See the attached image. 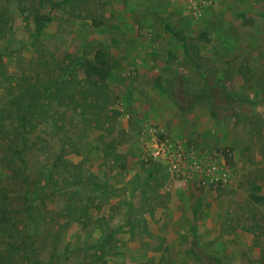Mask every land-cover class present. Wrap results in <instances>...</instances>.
<instances>
[{
  "label": "rangeland",
  "instance_id": "374dc122",
  "mask_svg": "<svg viewBox=\"0 0 264 264\" xmlns=\"http://www.w3.org/2000/svg\"><path fill=\"white\" fill-rule=\"evenodd\" d=\"M182 9L170 0H0V201L23 220V186L9 168L21 167L22 144L9 117L21 91L43 95L45 121L24 134L22 157L31 203L48 216L35 227H0V264H199L192 248L237 264L255 252L243 242L231 249L236 228L252 233L264 264V202L254 199L264 196V0H218L195 21ZM102 48L113 54L96 67L89 59ZM82 51L83 66L67 70ZM153 93L144 113L136 102ZM101 142L109 155L94 161L88 150ZM193 157L225 161L231 186H198L197 171L185 176ZM184 182L196 195L182 202L173 233L162 220L170 188ZM220 202V223L194 224L190 205L200 213ZM161 225L169 235L151 231Z\"/></svg>",
  "mask_w": 264,
  "mask_h": 264
},
{
  "label": "trees",
  "instance_id": "16d2710c",
  "mask_svg": "<svg viewBox=\"0 0 264 264\" xmlns=\"http://www.w3.org/2000/svg\"><path fill=\"white\" fill-rule=\"evenodd\" d=\"M64 3V1H63ZM7 25V20L3 22L0 19V39L2 38L5 26ZM173 35L182 41L185 44V38L178 34L175 31H171ZM210 35H206V37L203 35L201 37V40L209 41ZM6 56V53L0 51V77L6 76V73L4 72V57ZM95 62L99 65H107L109 64V57L108 54L102 50H97L94 56ZM83 63V57H75L74 61H72V64L70 66H67L66 69L71 71L72 69H75L79 66H81ZM1 82V79H0ZM9 82V81H6ZM60 81H56L55 84H60ZM52 88V87H51ZM51 90V89H50ZM43 95H30L25 96L24 92L21 91L17 97L15 102V110L14 113L9 117L11 121L13 122V134L11 133L12 138H20L22 148L21 150L16 151L18 154V161L21 163V167H16L13 163L10 165V169L13 173V179L15 181H18L20 186H23V196H22V208L21 211L23 215V220L16 222L14 221V215L9 212H6L7 205L5 201H0V227H9L14 226L16 228L18 227H30L29 225H32L35 227L37 224L41 223L43 219H45V215H42L40 212L35 211L36 209L33 207L31 203V195L32 190H30V185L32 180L28 176V171L25 163V159L22 157V153L24 150H27L29 148V143L27 137L24 135L29 132H33L38 125L42 124L45 119L43 118L42 114V103L40 102V98ZM253 103L257 101H252ZM37 111H40L38 113ZM0 129L3 125V123H0ZM60 130L61 127H59ZM1 131V130H0ZM60 159V158H59ZM38 188V187H37ZM40 189H37L34 192V195L37 197L41 192H39ZM35 197V198H36ZM19 213H17L18 215ZM13 218V219H12ZM11 246L18 248L19 245H16L13 243ZM192 253L196 260L199 262V264H215L217 263L218 259L214 257L211 254L203 253V255H200L196 249L192 248Z\"/></svg>",
  "mask_w": 264,
  "mask_h": 264
},
{
  "label": "crops",
  "instance_id": "0c3cea01",
  "mask_svg": "<svg viewBox=\"0 0 264 264\" xmlns=\"http://www.w3.org/2000/svg\"><path fill=\"white\" fill-rule=\"evenodd\" d=\"M213 1H214V3H217L218 2V0H213ZM170 2H172V3L173 2L174 3H178L179 2V4L183 7V9H182V13H184L183 16H185V14H186V16H189L188 11L186 9V6L182 3L181 0H170ZM214 3L211 4V5L206 6L204 8V10H203V14H205V12H207V10L209 8L213 7L214 6ZM189 18H191V17H189ZM193 21H195V20L193 19ZM140 33L142 34V35H140L141 37L139 38L141 40V42L149 43L152 40V34L151 33L147 34L146 32H143V31H141ZM143 35H145V36H143ZM142 46L144 47L143 44H142ZM97 50H102V51L106 52L108 54L109 61H110V56L112 57V54H113L112 53V50L110 51V49H107V48H105V49L102 48V49H97ZM96 51L94 52V54L92 55V57L89 59V61L93 62L92 65H94L96 67H103V66L105 67V66H108L109 64H107V65H99V64H97L95 62L94 56H95ZM142 53H143V50H142ZM75 57H83V63H82V65L79 66V67H77V68L82 67L83 64L85 63V60H86L85 51L84 52L82 51L81 53L79 52V54H77ZM77 68H75V69H77ZM77 70H79V69H77ZM154 96H156L155 93H153L152 95L149 94V95H147L145 97L139 98L137 100V102H136L137 103V106L139 108H141V110L144 113H147V112H145V110L147 109L146 106H145V104L149 103V101L152 98H154ZM142 106H143V108H142ZM124 126H126L125 123H124ZM97 143H99V142H97ZM90 146H91L90 147V150H88V151H91V153L94 152L95 154H99L97 160L94 159V161L104 162L105 159H106V156L109 155V152L107 150H108V147L110 148V144L109 143L101 142L100 144H94L93 143V145H90ZM116 152H118V151H116ZM73 153H75V151H72L71 152V154H73ZM77 156H78V154H77ZM121 168L124 169L125 167L122 166ZM170 189H171L170 190V194H169L170 196L167 197L168 203L166 205L167 206H170L171 205V208L172 209H170V208L168 209L169 213L167 215V218H165L166 221L163 219L162 220V224H167L168 227H172L171 228V232L174 233V232L177 231V222L178 221L180 222V216L178 214L179 213L178 211L181 210L182 212H180V214L181 215L184 214V212H183L182 209H185V208L183 207L182 202L184 200H188V199L190 200L193 197H195L196 191L192 187H190V184H188V182H184L181 185H174ZM258 198L261 201L264 202V196L263 197L262 196H258V197H255L254 196V199L256 201L258 200ZM108 201L109 200L106 198V200H103V201H101L99 203V206L100 207L102 205H105L106 206L108 204ZM176 202L178 203L177 205H176ZM192 203H194V202H192ZM220 203H219V205L217 207H216V205H210V207H208V204L207 203H204L202 205L203 208L201 209L200 213H197L199 210L198 211L195 210V208H194L195 205L194 204L190 205V209L194 213L198 214V221H195V218L193 217L194 218V224L197 225V223H199L198 225H202V224L206 223L205 226H210V224H207V223L210 222L211 220L215 219V218L217 220H220L219 221V223H220L223 220V217H224V214H225V212L223 210V208H224L223 207V204L221 203V206H220ZM172 204H173V207H172ZM260 204H262V203H260ZM97 209L98 208H93L94 212H96L98 215H100V210L98 211ZM43 213H45V212H43ZM189 214L192 216L191 213H189ZM42 215H44V214H42ZM100 216L102 217L103 215L101 214ZM47 217L48 216L45 215V219H47ZM89 218H93V215H90ZM94 218H96V217H94ZM42 223H44V222H42ZM219 223H216L217 227H219V228H217V230H220V226H219L220 224ZM81 227H82V225H81ZM81 227L78 229L79 232H82L83 231ZM161 227H163V225L157 226V227L156 226H154V227L152 226L151 231L154 234L160 235V236H166V235H169L170 234L169 231L168 232H165L164 231V228L162 230ZM241 232H243V231H241L239 228H236V230H235V236L236 237L235 238H237V239L234 241V237H232L233 239L231 240L232 242L230 243L231 249L234 248V247L240 248L241 246H240L239 243L240 242H243L245 245L253 246V250L251 251V253H254L255 252V254L253 256H252V254L243 256V253H242V257L243 258H241V260L237 264H260V258H257L258 257V255H257V253H258L257 252L258 246L257 245H253V242H252L253 235H252V233L243 232L245 235H242ZM92 237H93V239H95L94 238L95 237V234H93ZM82 238H83V233H81L78 236V240L80 241ZM90 244H91V247L92 246H95L93 242H91ZM77 246H81V244H78ZM56 247H57V244H55V243H51L48 246L49 251H47V254H45V256H44V260L45 261H49L53 257V255L55 254V248ZM190 247H191V245H190ZM171 249H172V246H169L168 247V251H170ZM190 251L192 253V249H190Z\"/></svg>",
  "mask_w": 264,
  "mask_h": 264
},
{
  "label": "built area",
  "instance_id": "2783aa9c",
  "mask_svg": "<svg viewBox=\"0 0 264 264\" xmlns=\"http://www.w3.org/2000/svg\"><path fill=\"white\" fill-rule=\"evenodd\" d=\"M182 3L186 6L189 16L192 19H198L202 16L203 10L206 6L214 3L213 0H181ZM179 166H183L182 163ZM186 170L188 177H194V171L198 173L197 184L198 186L210 185L215 189L225 188L231 186L230 173L226 166L225 161H221V164L218 165L213 163L212 165H206L202 160L197 158H192L187 166Z\"/></svg>",
  "mask_w": 264,
  "mask_h": 264
}]
</instances>
